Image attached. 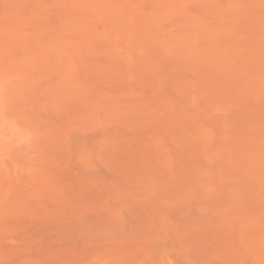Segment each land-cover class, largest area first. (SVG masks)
<instances>
[{
  "label": "rangeland",
  "instance_id": "374dc122",
  "mask_svg": "<svg viewBox=\"0 0 264 264\" xmlns=\"http://www.w3.org/2000/svg\"><path fill=\"white\" fill-rule=\"evenodd\" d=\"M0 264H264V0H0Z\"/></svg>",
  "mask_w": 264,
  "mask_h": 264
}]
</instances>
